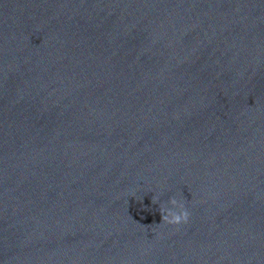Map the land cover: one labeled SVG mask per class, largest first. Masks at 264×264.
<instances>
[{
    "label": "water",
    "instance_id": "1",
    "mask_svg": "<svg viewBox=\"0 0 264 264\" xmlns=\"http://www.w3.org/2000/svg\"><path fill=\"white\" fill-rule=\"evenodd\" d=\"M0 264H264V0H0Z\"/></svg>",
    "mask_w": 264,
    "mask_h": 264
},
{
    "label": "clouds",
    "instance_id": "2",
    "mask_svg": "<svg viewBox=\"0 0 264 264\" xmlns=\"http://www.w3.org/2000/svg\"><path fill=\"white\" fill-rule=\"evenodd\" d=\"M169 207L167 204L161 206L160 214L162 216V222L172 225H180L188 223L190 219V213L185 207L182 201H178L176 198L170 200Z\"/></svg>",
    "mask_w": 264,
    "mask_h": 264
}]
</instances>
